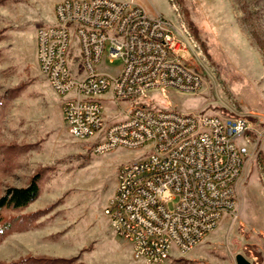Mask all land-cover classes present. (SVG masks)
<instances>
[{
	"label": "rangeland",
	"instance_id": "374dc122",
	"mask_svg": "<svg viewBox=\"0 0 264 264\" xmlns=\"http://www.w3.org/2000/svg\"><path fill=\"white\" fill-rule=\"evenodd\" d=\"M59 1L0 0V199L27 188L36 175L40 186L27 208L3 210L0 264L28 258L36 261L24 264H146L113 230L105 209L120 166L143 159L149 145L95 154L93 139L68 133V96L54 92L37 64L36 31L53 22ZM116 1L171 20L191 43L190 63L202 77L197 94L152 90L141 101L183 113L241 116L253 128L243 140L250 157L235 212L193 250L173 249L161 264H239V256L264 264V0ZM102 97L110 124L121 121L117 112L129 102L118 106L110 94Z\"/></svg>",
	"mask_w": 264,
	"mask_h": 264
},
{
	"label": "built area",
	"instance_id": "2783aa9c",
	"mask_svg": "<svg viewBox=\"0 0 264 264\" xmlns=\"http://www.w3.org/2000/svg\"><path fill=\"white\" fill-rule=\"evenodd\" d=\"M54 16L36 31V60L54 92L68 96V133L93 139L97 155L149 145L143 159L119 168L105 209L111 227L146 264L165 262L173 249L187 254L236 210L250 121L140 100L152 90L167 96L170 89L197 94L202 87L189 40L163 15L133 1L61 0ZM117 59L119 67L108 66ZM99 91H111L118 106L129 102L117 112L121 126H110Z\"/></svg>",
	"mask_w": 264,
	"mask_h": 264
},
{
	"label": "trees",
	"instance_id": "16d2710c",
	"mask_svg": "<svg viewBox=\"0 0 264 264\" xmlns=\"http://www.w3.org/2000/svg\"><path fill=\"white\" fill-rule=\"evenodd\" d=\"M40 194L39 175L33 177L31 184L27 188L13 189L10 193L0 199V226L3 222V210L12 208L14 210H23L33 203ZM36 259L28 258L13 264H24ZM60 261V260H57Z\"/></svg>",
	"mask_w": 264,
	"mask_h": 264
},
{
	"label": "bare ground",
	"instance_id": "6f19581e",
	"mask_svg": "<svg viewBox=\"0 0 264 264\" xmlns=\"http://www.w3.org/2000/svg\"><path fill=\"white\" fill-rule=\"evenodd\" d=\"M180 35H183V37H186L182 32H180ZM188 35V34H187ZM189 37V36H188ZM187 38V37H186ZM189 48L190 50L192 51L193 48H192V45L191 43L189 42ZM105 94H110L111 95V91H99V97L105 95ZM103 98V97H102ZM110 126H121V121L117 122V123H112L110 124Z\"/></svg>",
	"mask_w": 264,
	"mask_h": 264
},
{
	"label": "water",
	"instance_id": "95a60500",
	"mask_svg": "<svg viewBox=\"0 0 264 264\" xmlns=\"http://www.w3.org/2000/svg\"><path fill=\"white\" fill-rule=\"evenodd\" d=\"M238 263L239 264H248V262H246L245 260H244V258L243 257H238Z\"/></svg>",
	"mask_w": 264,
	"mask_h": 264
},
{
	"label": "crops",
	"instance_id": "0c3cea01",
	"mask_svg": "<svg viewBox=\"0 0 264 264\" xmlns=\"http://www.w3.org/2000/svg\"><path fill=\"white\" fill-rule=\"evenodd\" d=\"M54 19H55V16H54ZM54 19H53V22H54ZM53 22H52V23H53ZM128 244H129V246H130V248H131V250H132V246H131L130 242H128Z\"/></svg>",
	"mask_w": 264,
	"mask_h": 264
}]
</instances>
